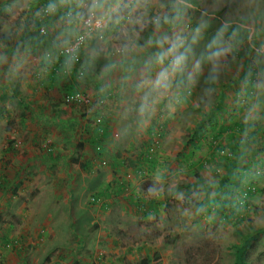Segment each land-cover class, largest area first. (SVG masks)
I'll use <instances>...</instances> for the list:
<instances>
[{"label": "rangeland", "instance_id": "obj_1", "mask_svg": "<svg viewBox=\"0 0 264 264\" xmlns=\"http://www.w3.org/2000/svg\"><path fill=\"white\" fill-rule=\"evenodd\" d=\"M35 1L0 0V108L8 113L0 118V151L9 149L16 171V186L0 187V264H235L241 247L247 264H264V107L255 120L242 119L264 73L253 45L245 40L217 81L201 76L190 95L178 82L166 94L140 88L146 54L107 76L105 56L81 76V56L70 74L82 105L72 104L60 88L46 89L61 55L46 57L36 27L24 37L45 3L31 9ZM191 3L183 35L190 39L201 19L209 24L195 48L203 49L222 20L252 29L256 46L264 40V0ZM177 95L188 102L176 104ZM105 128L108 139L93 144ZM100 147L105 159L80 181L71 166L88 165ZM234 162L231 181L241 186L224 207L221 180ZM151 200L157 211L146 216L137 208L149 209Z\"/></svg>", "mask_w": 264, "mask_h": 264}, {"label": "clouds", "instance_id": "obj_2", "mask_svg": "<svg viewBox=\"0 0 264 264\" xmlns=\"http://www.w3.org/2000/svg\"><path fill=\"white\" fill-rule=\"evenodd\" d=\"M194 7L191 0H48L35 15L47 18L50 28V32L42 29L50 40L46 57L63 55L67 72L83 56V76L98 57L105 56L109 58L103 68L107 76L146 54L143 63L148 78L139 87L147 86L161 94L168 93L178 82L190 95L201 76L205 82L215 83L245 40L253 45L254 63L258 67L264 64V40L256 46L253 38L257 34L252 29L242 32L245 27L242 24L233 27L222 20L203 49L195 48L209 24L201 19L190 39L183 35L181 26L187 11ZM207 15L204 11L200 13L201 18ZM19 50L17 45L16 51ZM255 89L254 102L242 117L245 122L255 120L258 109L264 107L259 99L264 95V73L257 79ZM186 95H177L175 103H187Z\"/></svg>", "mask_w": 264, "mask_h": 264}, {"label": "trees", "instance_id": "obj_3", "mask_svg": "<svg viewBox=\"0 0 264 264\" xmlns=\"http://www.w3.org/2000/svg\"><path fill=\"white\" fill-rule=\"evenodd\" d=\"M38 0H36L34 3H31V9H35L36 8V4H37ZM48 2V0H45V3L44 5ZM46 19V18H45ZM30 21L27 23L26 27L24 28V37H27L29 35V33L33 30L34 31V28L36 27L37 30H38V37H37V44H38V47H46L48 48L50 46V40L47 36H45L44 32H42V26L44 25V20L43 18H36L34 21L32 19H29ZM32 21L35 22V26L32 27ZM46 23V22H45ZM36 30V29H35ZM32 31V32H33ZM11 37H6L5 38V42L7 43V45L10 44V40ZM63 55H61V58L59 60V63H55V67L53 69H50V71L52 72V74L50 75V83L47 85V90H51L52 88L56 87V88H60V91L63 92V94H65V97L66 99H71V98H76V97H79L78 94L80 93L78 91V86H79V83L77 85H75V83L71 82L72 80L75 81V76H71V74L69 72H67L65 70V67H64V62L65 60H63ZM49 68L52 67L51 64H48ZM103 96L102 95H98V100L96 101V106L98 107L97 109H99L100 107H102L104 104V101H103ZM70 103H81L80 100H73L71 101ZM82 105V103H81ZM84 105V104H83ZM86 106V105H84ZM2 108V107H1ZM0 108V118L4 117L5 114H8L6 111H5V108ZM89 109H92L94 110V106H93V103L92 105L88 106V110ZM90 111V110H89ZM215 114L214 113H210V118L213 117ZM206 123V119L205 120H202L200 122V124L197 125L198 129L199 128H202ZM257 133H255L254 135H257ZM198 135V134H196ZM108 136H109V130H107L106 128L105 129H99L95 132L94 136H93V139H92V142L93 144L97 141L99 142L100 144L103 143L104 140L108 139ZM14 139L11 140L10 142V146L13 144H15L13 142ZM152 142V140L150 141ZM85 144V142H83ZM84 147V145H80V149H82ZM103 154H105V151L102 147H100L96 152L95 154L92 155V157L90 159H88V161L85 163L87 164L88 163V166L91 167V166H94L95 165V162L94 161H97L98 160H104L105 158L102 159L103 157ZM106 157V156H105ZM142 157V156H141ZM47 158V157H46ZM77 161V160H75ZM125 161V160H124ZM135 161H133V164H134ZM144 156L142 158H139V160L137 161V163H144ZM76 164H78V161L75 162ZM136 164V163H135ZM237 162H234L233 165H231L229 168H228V174L226 175V177H224L222 180H221V185H222V188H223V191L225 193V202H224V207H226L230 201L232 200L231 197L233 196L234 192H235V188H239L241 186V184H239L235 179L234 181H231V178H233V170L235 169V166H236ZM86 166V165H85ZM138 171L140 169H137ZM0 180H2V178L0 177ZM2 187V186H0ZM13 187V186H12ZM17 189V187H15V190ZM123 189V188H122ZM37 195V191L35 190V192L33 193V196H36ZM230 198V199H229ZM149 209H147V205L145 204L144 206L140 207V208H137L140 210L141 213H143L144 215L148 216L150 215L151 213H155L157 211V206H158V201H155V200H151L149 201ZM247 251H246V248L244 247H241L238 251H237V256H236V260H235V264H247ZM148 260L145 259L141 262V264H148Z\"/></svg>", "mask_w": 264, "mask_h": 264}, {"label": "crops", "instance_id": "obj_4", "mask_svg": "<svg viewBox=\"0 0 264 264\" xmlns=\"http://www.w3.org/2000/svg\"><path fill=\"white\" fill-rule=\"evenodd\" d=\"M12 140V139H11ZM10 140V141H11ZM10 143V142H9ZM34 158H36L37 157V153H36V151H34ZM11 158V156H10V154H9V149L8 148H6V150H2V151H0V177L2 178V180H0V186H7L6 187V189L8 188V187H11V186H16L15 185V182H16V180L14 179V180H11V178H13V176L16 174V171L14 170V168L13 167H11V165H10V163H9V159ZM75 162H77V161H75ZM76 164V163H75ZM1 165H3V166H1ZM11 167V170L9 171V168ZM28 165L26 164V165H24V170H26V169H28V173L29 174H32L31 173V170H32V167H28ZM36 167H34L33 169H35ZM71 168H72V171H71V173H75L77 176L79 175L80 176V181H83V180H85V177L89 174V173H93V171H94V169L96 168L95 166H92V167H89L88 165H81L80 163H79V165L78 166H71ZM37 170H38V167H37ZM10 172V173H9ZM14 172H15V174H14ZM33 173H35L34 172V170H33ZM17 177V176H16ZM37 177V176H36ZM35 176H34V178H33V181L34 180H36L37 178H36ZM20 182H25L24 180L23 181H20ZM14 184V185H13ZM28 184V183H27ZM76 183H74L73 184V187H75L74 185H75ZM9 185H11V186H9ZM24 187H26V186H24ZM80 187L82 188V183L80 184ZM79 187H78V185H77V187H76V191H79V189H78ZM37 189H39V188H36L35 190H37ZM72 192V191H71ZM77 194H78V192H76ZM76 194V195H77ZM74 195H75V192H74ZM75 195V196H76ZM0 202H1V199H0ZM8 202H9V200H8ZM8 202L6 203V204H8ZM4 203V202H3ZM3 203H1L2 204V206H3ZM3 237V236H2ZM4 237H7L6 235H4ZM111 262H113L112 260H111ZM102 263H105L104 262V259H103V261H102Z\"/></svg>", "mask_w": 264, "mask_h": 264}, {"label": "built area", "instance_id": "obj_5", "mask_svg": "<svg viewBox=\"0 0 264 264\" xmlns=\"http://www.w3.org/2000/svg\"><path fill=\"white\" fill-rule=\"evenodd\" d=\"M73 100H80L78 97H76L75 99L74 98H71V99H68L67 101L68 102H71V101H73ZM81 102V101H80ZM86 102H88V103H90L89 101H86ZM85 103V102H84ZM85 104H87V103H85Z\"/></svg>", "mask_w": 264, "mask_h": 264}]
</instances>
